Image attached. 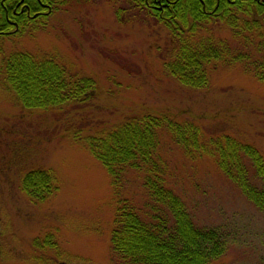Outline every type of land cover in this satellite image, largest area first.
I'll use <instances>...</instances> for the list:
<instances>
[{
  "label": "rangeland",
  "instance_id": "obj_1",
  "mask_svg": "<svg viewBox=\"0 0 264 264\" xmlns=\"http://www.w3.org/2000/svg\"><path fill=\"white\" fill-rule=\"evenodd\" d=\"M144 15L129 12L118 21L108 0H69L46 13L40 27L0 35V264H125L111 246L119 200L132 201L144 218L170 215L144 184L153 169L196 226L217 231L224 248L209 264H264V213L219 169L211 144L229 135L264 157V83L241 64L219 63L207 65L206 86L181 84L165 68L170 35ZM217 33L245 47L225 27ZM15 51L51 55L71 74L90 76V98L25 107L1 72ZM145 113L195 123L202 147L185 153L162 130L156 166L128 169L116 188L84 137ZM36 168L54 176V190L42 201L21 186Z\"/></svg>",
  "mask_w": 264,
  "mask_h": 264
},
{
  "label": "trees",
  "instance_id": "obj_2",
  "mask_svg": "<svg viewBox=\"0 0 264 264\" xmlns=\"http://www.w3.org/2000/svg\"><path fill=\"white\" fill-rule=\"evenodd\" d=\"M69 0H0V35L22 34L40 27L46 13ZM118 21L125 14L140 13L162 25L170 35L166 70L181 84L204 87L208 64H241L264 83V0H108ZM127 6V7H126ZM144 15V16H145ZM225 27L242 38L245 47L232 46L217 33ZM250 44H253L251 46ZM7 88L28 108H50L90 98L95 81L71 74L51 55L36 58L15 51L1 64ZM169 132L185 153L199 149L200 128L191 121H177L167 114L145 113L125 117L114 129L84 137L89 152L106 168L114 187L123 183L128 169L156 166L154 160L161 131ZM219 169L245 197L264 213V157L252 144L224 135L211 141ZM144 184L170 215L152 213L144 218L132 201L119 200L111 230L112 249L125 264H209L224 248L214 229L196 226L184 203L164 186L156 169L149 170ZM50 170H29L22 189L40 201L52 193ZM146 216V214H145Z\"/></svg>",
  "mask_w": 264,
  "mask_h": 264
}]
</instances>
